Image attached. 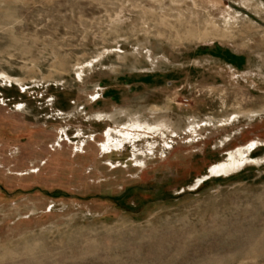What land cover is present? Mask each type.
<instances>
[{"label":"rangeland","instance_id":"obj_1","mask_svg":"<svg viewBox=\"0 0 264 264\" xmlns=\"http://www.w3.org/2000/svg\"><path fill=\"white\" fill-rule=\"evenodd\" d=\"M0 264H264V0H0Z\"/></svg>","mask_w":264,"mask_h":264}]
</instances>
